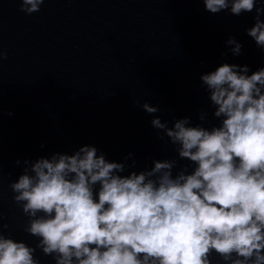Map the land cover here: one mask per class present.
<instances>
[{"label": "clouds", "instance_id": "clouds-1", "mask_svg": "<svg viewBox=\"0 0 264 264\" xmlns=\"http://www.w3.org/2000/svg\"><path fill=\"white\" fill-rule=\"evenodd\" d=\"M203 2L213 14L255 11L246 34L264 49V0ZM19 3L30 15L45 0ZM226 45L241 54L234 37ZM6 58L0 50V62ZM248 73L247 65L223 63L201 76L219 126H190L187 117L172 128L151 121L195 165L190 174L185 167L173 176L176 161L165 160L120 175L135 161L110 162L88 145L25 160L9 188L29 218L24 231L39 242L33 248L6 237L0 224V264H40L37 248L55 264H213L214 254L225 264H264V68Z\"/></svg>", "mask_w": 264, "mask_h": 264}]
</instances>
